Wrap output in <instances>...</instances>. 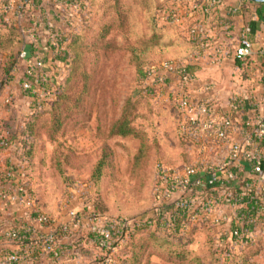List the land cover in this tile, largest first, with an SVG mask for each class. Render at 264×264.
I'll return each mask as SVG.
<instances>
[{"label":"rangeland","instance_id":"rangeland-1","mask_svg":"<svg viewBox=\"0 0 264 264\" xmlns=\"http://www.w3.org/2000/svg\"><path fill=\"white\" fill-rule=\"evenodd\" d=\"M76 1L60 8L73 16L72 25L59 20L65 49L83 35L76 59L69 51L48 54L39 36L36 53L47 54L31 93L22 86L27 40L17 21H0V94L9 101L0 106L6 111L0 139L5 134L11 142L0 153L9 155L4 162L15 183L32 191L29 216L45 214L58 229L62 264H264V238L225 250L232 241L222 239L215 208L197 205L190 214L178 213L177 229L169 225L160 167L182 171L196 154L177 134L181 117L168 93L147 96L144 88V75L169 60L168 26L158 21L160 31L153 33L138 0ZM144 47L152 64L143 60ZM122 117L134 134L113 133ZM101 159L108 167L98 178ZM220 194L212 190L208 199ZM153 215L159 217L152 229L129 231L118 245L100 248L90 239L102 226L95 216L142 228Z\"/></svg>","mask_w":264,"mask_h":264},{"label":"built area","instance_id":"built-area-1","mask_svg":"<svg viewBox=\"0 0 264 264\" xmlns=\"http://www.w3.org/2000/svg\"><path fill=\"white\" fill-rule=\"evenodd\" d=\"M36 2L0 0V21H17L29 45V50H23L20 54L25 68L22 86L27 93L34 92L31 79L45 67L47 53H36L39 36H44L43 43L46 44L48 54L64 57L66 53L59 25L48 22L44 30L39 31L38 25L27 19V13ZM59 2L65 6L70 2L79 5L76 0ZM204 2L203 7L198 2L187 5L185 0H176L164 17V22L170 26L187 25L188 37L197 47L195 57L198 59L205 56L210 60L209 65L215 67L226 59L227 47L209 27L216 24V13L224 7L225 0ZM237 12L232 11L233 14ZM202 15L206 18L208 15L206 23L202 22ZM55 20H64L72 25L74 18L72 15L57 13ZM250 36L251 29L245 28L234 50L235 61L252 57L253 43ZM187 66L196 67L165 61L147 72L144 83L145 90L151 95H156L157 90L168 93L169 100L181 117L177 134L192 146V154H196V160L182 171L160 167L167 183L164 199L170 203V211L177 214H190L197 205L203 210L215 208V220L216 224H222L220 229L223 240L242 245L254 244L264 238V114L256 115L253 119L240 117L239 108L243 101L233 102L228 113L217 111L209 99L202 97L211 94L213 85L204 82L203 93L199 94L196 87L198 78ZM4 102L9 103L8 99ZM2 175L0 171V184ZM212 190L222 195L215 200L208 199V193ZM31 193L18 185L14 192L1 189L0 200L16 202L21 199L26 215L31 218L28 211ZM31 219L39 225L38 228L15 222L10 224L6 220L9 224L1 230L0 243L3 239L20 250L0 252V264H24L28 256L34 262L38 261L40 255H50L53 261L62 263L63 247L58 229L52 225L51 219L40 213ZM94 221L98 222L96 217ZM170 221L176 224L175 219ZM100 223L102 226L97 232L101 237V245L105 247H109L113 235H116L114 226L122 224L124 229L128 225L103 219Z\"/></svg>","mask_w":264,"mask_h":264},{"label":"crops","instance_id":"crops-1","mask_svg":"<svg viewBox=\"0 0 264 264\" xmlns=\"http://www.w3.org/2000/svg\"><path fill=\"white\" fill-rule=\"evenodd\" d=\"M60 0H37L32 9L27 13V19L38 25L39 31L44 30L48 22L56 25L60 21L55 20L57 13H61ZM163 5V10L159 15V21L164 26H168V39L171 54L169 60L183 64L195 65L198 71L195 73L197 89L199 94L203 93L202 85L209 82L213 85L211 89L210 101L217 111L228 113L230 106L235 101H243L239 108V116L253 119L256 115L264 114V0H225V5L216 13V24H213L212 31L219 37L220 41L227 47V57L219 66L209 65L210 60L201 56L196 58L197 47L188 37L187 25L173 26L164 22L169 10L175 5L176 0H159ZM187 5L198 2L203 5L204 0H185ZM238 12L233 14L232 11ZM201 14V13H200ZM202 15V22L208 20ZM245 28L251 29L250 39L253 43V55L245 68H241L234 60V50L239 43V38ZM203 98L206 96H202ZM5 94H0V106L4 104ZM1 110V108H0ZM0 111V118L2 113ZM239 117V118H240ZM8 154L0 153V171L4 175L7 171L4 160ZM9 175V173H7ZM16 174V173H14ZM11 176V175H10ZM13 177L17 175H12ZM22 200L16 202H6L0 200V233L2 228L9 224H26L35 229L39 225L25 213ZM20 248L2 239L0 252H16ZM0 253V257H1ZM31 256L24 264H62L59 261L48 260L32 261Z\"/></svg>","mask_w":264,"mask_h":264},{"label":"trees","instance_id":"trees-1","mask_svg":"<svg viewBox=\"0 0 264 264\" xmlns=\"http://www.w3.org/2000/svg\"><path fill=\"white\" fill-rule=\"evenodd\" d=\"M141 7H142V10H145L147 12V21L150 23L151 27L153 28V33L157 32V31H160V29H158V21H159V15L160 13L162 12L163 10V5L159 2V0H138ZM257 1V0H256ZM83 35L82 34H79V35H74L72 37V40H71V43L70 45L68 46V48L66 49V52L69 51V53L71 54L72 56V60L74 61L76 59L75 57V51L79 49L80 47V44H81V37ZM107 36V32H104L102 33L101 37L102 39L104 37ZM167 42H169V39H165ZM169 45V44H168ZM148 51L149 49L144 47L143 48V57H144V61L145 63L149 62L152 58H151V54H148ZM67 55V53H65V56ZM154 62V58H153V61L149 62L148 64H152ZM248 63H251V59L250 58H247L246 60L244 61H236V64H238L239 66H241V68H245L247 65H249ZM147 65V64H146ZM189 71L192 73V74H195L198 69L196 67H192V66H187ZM143 73V72H142ZM147 74V73H146ZM25 78V68H24V77L23 79ZM147 78V75H144V78H143V81H145ZM146 93L147 96H150L151 93L146 90ZM152 96V95H151ZM204 98H207L210 100V95L209 97L206 96ZM210 103H212L210 101ZM176 109V108H175ZM177 111V109H176ZM113 133L116 134V135H120V136H124V137H127V136H130L132 134H134V129L130 128V125H129V121L126 117H122L118 123L116 124V126L113 128ZM4 135L1 136V139H0V150L4 149V147L6 148L7 146L10 145V141H9V137L8 135H6V137L4 138ZM108 167V164L106 162L105 159H101V161L99 162L98 166H97V177H101V174L103 172L104 169H106ZM7 173H9L11 175V180L6 178L5 179V176H3V179L1 180V184H0V190L3 189V190H6V191H11V192H14L16 191L17 187H18V184L15 183V180L12 178V171H7L4 172V175H7ZM9 175V176H10ZM14 180V181H13ZM30 191V190H29ZM167 214H169V218L172 219H175L176 220V224L180 222L179 220V216L176 212L172 213L171 211H167ZM45 215V214H44ZM158 215V214H157ZM36 216V213L35 214H32L31 215V218H34ZM98 220L97 224L99 225L100 224V221H102V219L98 216H95ZM94 217V219H95ZM159 217V216H157ZM155 215L151 216L150 219H148L147 221H145V224L142 228L140 227H137L139 225H135V227L133 226V228L131 227V225H127L126 228H122V224L120 225H117L116 227L114 226V233H116V235L118 234V237H116V235H113V238L111 239V242H110V245L109 247L111 246H115V245H118L121 243L122 239H124V237L126 236V234L129 232V231H132V232H135L136 233H139V232H142V231H147L149 229H152L151 227L152 226H155V222L157 223L158 222V218H157ZM157 219V220H155ZM123 223V222H122ZM175 223H172L170 222L169 225L172 227V226H175L176 228V225ZM101 227L100 225L97 226L96 230L93 231L94 233L91 235V238H93V241L95 242L96 246L97 247H100V248H104L105 246L101 245V237H100V234L97 232V229ZM108 227V226H107ZM177 229V228H176ZM88 239V237H87ZM186 240H188V238H186ZM187 243L184 245L185 249H183V252L182 254L185 256V258H188V256L190 255V251H188V248H187ZM235 246V243L231 242V243H228L226 244V251H231ZM65 256L66 254L64 253V249L62 250L61 252V257H62V260L64 261L65 259ZM52 258L50 255H40V257L38 258L40 261L42 260H48ZM196 261H198V259H196Z\"/></svg>","mask_w":264,"mask_h":264}]
</instances>
